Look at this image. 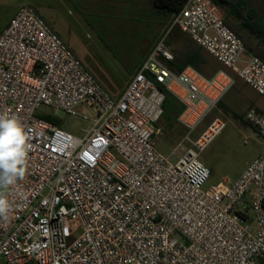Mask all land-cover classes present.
<instances>
[{
  "label": "built area",
  "instance_id": "2783aa9c",
  "mask_svg": "<svg viewBox=\"0 0 264 264\" xmlns=\"http://www.w3.org/2000/svg\"><path fill=\"white\" fill-rule=\"evenodd\" d=\"M172 28L225 70L210 78L190 66L171 70ZM235 79L264 96V62L246 53L211 0H185L117 99L33 7L20 6L0 32V113L20 119L31 147L24 177L5 190L0 264H258L264 157L204 190L210 173L199 155L224 122L214 118L190 139ZM162 89L183 105L185 130L167 155L154 127ZM40 107L92 124L77 137L37 115ZM244 120L264 141V114L249 109Z\"/></svg>",
  "mask_w": 264,
  "mask_h": 264
},
{
  "label": "rangeland",
  "instance_id": "374dc122",
  "mask_svg": "<svg viewBox=\"0 0 264 264\" xmlns=\"http://www.w3.org/2000/svg\"><path fill=\"white\" fill-rule=\"evenodd\" d=\"M149 1L100 0L98 11L93 7L91 14H81L66 0H0V31L22 5H29L35 10L44 6L55 7L58 10L52 13V17L57 20L55 29L47 23L57 35L67 36L65 40L71 45L68 48L106 92L115 98L111 94L112 90L120 91L125 87L134 69L143 62L146 48L159 33V37L165 35L170 25L165 17L154 13ZM256 5L259 7V14L264 18V6L258 3ZM228 24L243 45L264 62V42L246 31L238 30L231 24V20ZM182 35L187 37L184 33ZM61 40L66 44L62 38ZM182 44L186 43L176 40L170 48L176 49ZM202 54L209 63L225 70L203 50ZM222 102L227 110L217 107L190 136V139H195L214 118L224 122L222 130L199 155V160L210 173L204 190L221 181H233L254 158L264 157V141L249 123V126L243 124L232 115L233 112L242 117L249 109L264 113V96L256 95L248 85L235 79V84L222 98ZM86 113L89 117H95L90 109H86ZM36 114L51 117L60 123L58 127L77 137L82 136L92 124L90 120L70 117L46 107H40ZM158 124L162 126V123ZM184 133L177 123L171 129H161L156 137V149L167 155ZM187 146L185 143L182 148ZM181 153V150H177L171 161L176 160ZM249 218H253L252 212H249ZM258 264H264V259Z\"/></svg>",
  "mask_w": 264,
  "mask_h": 264
},
{
  "label": "trees",
  "instance_id": "16d2710c",
  "mask_svg": "<svg viewBox=\"0 0 264 264\" xmlns=\"http://www.w3.org/2000/svg\"><path fill=\"white\" fill-rule=\"evenodd\" d=\"M184 2L185 0H150L149 4H151L152 9L157 16L165 17L170 24L173 14L181 8ZM211 2L219 6L224 11L225 25L229 26L228 23L229 20H231V24L238 30L246 31L249 34L256 36L260 42H264V18L259 14V7L256 5L258 3L264 6L263 1L211 0ZM182 34L183 33H181L178 29L172 28L166 36V43L170 47L174 45L176 40H178V42L183 41L186 43L182 44L179 48L172 49L174 59L173 62L168 63L171 70L179 72L186 66H190L200 74L210 78L222 69L218 65L209 63L202 54V49L198 46H194V43L190 40V38L188 36L183 37ZM244 48L249 55L254 54L250 49L248 50L246 46ZM162 92L165 97L163 101V114L160 119V123H162L165 129H171L175 126L176 119L183 110V105L168 91L162 89ZM217 107L227 110L222 100L218 103ZM232 115L236 119H240L243 124L248 125V123L242 120V117L238 114L232 112ZM43 118L57 126H60L58 121L49 116H43Z\"/></svg>",
  "mask_w": 264,
  "mask_h": 264
},
{
  "label": "clouds",
  "instance_id": "9594fccd",
  "mask_svg": "<svg viewBox=\"0 0 264 264\" xmlns=\"http://www.w3.org/2000/svg\"><path fill=\"white\" fill-rule=\"evenodd\" d=\"M23 124L16 115L0 113V217L8 219L10 204L5 190L25 175L31 145Z\"/></svg>",
  "mask_w": 264,
  "mask_h": 264
},
{
  "label": "crops",
  "instance_id": "0c3cea01",
  "mask_svg": "<svg viewBox=\"0 0 264 264\" xmlns=\"http://www.w3.org/2000/svg\"><path fill=\"white\" fill-rule=\"evenodd\" d=\"M66 1H68L70 4H71V6L73 7V8H75L79 13H81V14H87V13H90L91 14V8L93 9V7L98 11V9H99V5H100V0H66ZM149 1V0H148ZM149 3V2H148ZM36 10L38 11V13H39V11H41L40 12V16L46 21V22H49L50 23V25L52 26V28L53 29H55L54 28V25L56 26L57 24H56V19L54 18V17H52V13L54 14V13H56V12H58V10H56V8L55 7H52V8H50V7H48V6H44V7H41L40 8V10H38L37 8H36ZM94 10V9H93ZM14 15V14H13ZM12 15V16H13ZM62 23H65L64 21L62 22ZM65 25V24H64ZM5 28V27H4ZM3 28V29H4ZM64 28L67 30V28H66V26H64ZM2 29V30H3ZM1 30V31H2ZM0 31V32H1ZM160 34V33H159ZM159 34H158V36L152 41V43L146 48V51L144 52V58L146 57V55L148 54V52L151 50V48L153 47V45L155 44V42H156V40L159 38ZM58 36L59 37H61L65 42H66V44H67V46H71L70 44H68V41H66L65 39H66V37L64 36V35H61V34H58ZM137 68V67H136ZM135 68V69H136ZM134 69V70H135ZM127 83V82H126ZM125 88V87H124ZM124 88L122 89V90H120V91H113L112 90V92H111V94L115 97V98H119L120 97V95L122 94V92H123V90H124ZM218 106V105H217ZM217 109V107L214 109V110H216ZM213 110V111H214ZM212 111V112H213ZM258 111V110H257ZM211 112V113H212ZM259 112V111H258ZM261 113V112H260ZM262 114H264V113H262ZM245 116V114L242 116V118ZM161 117H162V115H161ZM161 117H160V119H161ZM178 118V117H177ZM160 119L157 121V123L154 125V127L156 128V129H158L159 130V133H160V131H161V129H163L164 128V126L162 125V126H160L158 123H160ZM206 119V118H205ZM176 123H177V125L178 126H180V128H182L183 129V127L178 123V121H177V119H176ZM183 131L185 132V130L183 129ZM254 131H255V129H254ZM256 132V131H255ZM257 134V133H256ZM184 135V134H183ZM183 135H182V137H183ZM181 137V138H182ZM180 138V139H181ZM180 139H179V141H180ZM178 141V142H179ZM156 145H157V138H156Z\"/></svg>",
  "mask_w": 264,
  "mask_h": 264
}]
</instances>
